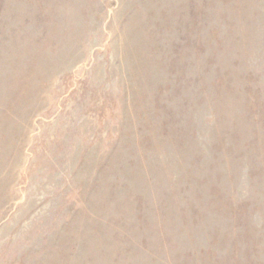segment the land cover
Here are the masks:
<instances>
[{"label": "rangeland", "instance_id": "374dc122", "mask_svg": "<svg viewBox=\"0 0 264 264\" xmlns=\"http://www.w3.org/2000/svg\"><path fill=\"white\" fill-rule=\"evenodd\" d=\"M0 264H264V0H0Z\"/></svg>", "mask_w": 264, "mask_h": 264}]
</instances>
